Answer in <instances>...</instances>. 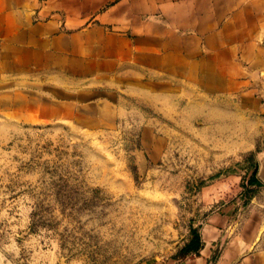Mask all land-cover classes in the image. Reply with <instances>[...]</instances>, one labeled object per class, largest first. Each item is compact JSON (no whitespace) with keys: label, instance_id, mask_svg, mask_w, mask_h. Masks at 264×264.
<instances>
[{"label":"crops","instance_id":"crops-1","mask_svg":"<svg viewBox=\"0 0 264 264\" xmlns=\"http://www.w3.org/2000/svg\"><path fill=\"white\" fill-rule=\"evenodd\" d=\"M52 124L140 125L158 159L254 153L248 204L237 170L200 249L162 264H264V0H0V137Z\"/></svg>","mask_w":264,"mask_h":264},{"label":"rangeland","instance_id":"rangeland-1","mask_svg":"<svg viewBox=\"0 0 264 264\" xmlns=\"http://www.w3.org/2000/svg\"><path fill=\"white\" fill-rule=\"evenodd\" d=\"M141 135L140 125L89 133L52 124L0 137V264L179 259L200 222L233 195L236 171L247 173L243 185L255 168L254 153L220 165L193 157L188 144L158 159Z\"/></svg>","mask_w":264,"mask_h":264},{"label":"trees","instance_id":"trees-1","mask_svg":"<svg viewBox=\"0 0 264 264\" xmlns=\"http://www.w3.org/2000/svg\"><path fill=\"white\" fill-rule=\"evenodd\" d=\"M250 159L255 160V154H251L250 155ZM254 170L253 173L251 175V177L249 178V181L246 182V186H247V191L251 192L252 190H250V186L251 185H261L260 180L257 178V171H258V164L257 162H254ZM202 246V238H201V234L198 231L194 232L193 238L189 241V243L186 245L185 250H184V255H187L190 252H197L200 247ZM217 256L214 257V260H216Z\"/></svg>","mask_w":264,"mask_h":264}]
</instances>
